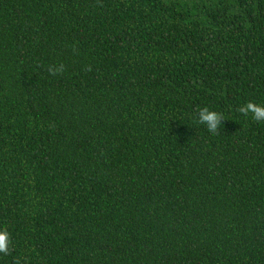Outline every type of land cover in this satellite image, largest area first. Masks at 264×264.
<instances>
[{
  "label": "trees",
  "instance_id": "1",
  "mask_svg": "<svg viewBox=\"0 0 264 264\" xmlns=\"http://www.w3.org/2000/svg\"><path fill=\"white\" fill-rule=\"evenodd\" d=\"M250 101L264 0H0V264H264Z\"/></svg>",
  "mask_w": 264,
  "mask_h": 264
},
{
  "label": "clouds",
  "instance_id": "2",
  "mask_svg": "<svg viewBox=\"0 0 264 264\" xmlns=\"http://www.w3.org/2000/svg\"><path fill=\"white\" fill-rule=\"evenodd\" d=\"M49 72L52 75L62 73L64 71V65L61 64L58 67H49ZM238 111L247 116L249 113L256 121H264V106L258 105L254 102H248L244 106L240 107ZM199 123L206 125L207 130L212 134H219L221 128V122L225 118L222 113L216 111H210L207 107L199 110ZM11 236L8 230L0 229V254H10ZM16 264H20L19 260Z\"/></svg>",
  "mask_w": 264,
  "mask_h": 264
}]
</instances>
